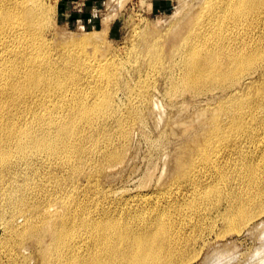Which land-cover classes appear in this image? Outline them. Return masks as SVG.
Wrapping results in <instances>:
<instances>
[{
  "label": "bare ground",
  "instance_id": "bare-ground-1",
  "mask_svg": "<svg viewBox=\"0 0 264 264\" xmlns=\"http://www.w3.org/2000/svg\"><path fill=\"white\" fill-rule=\"evenodd\" d=\"M200 2L171 43L172 74L178 73L180 82H210L195 92L225 91L212 115L217 130L227 131V141L218 142V133L210 131L176 158L175 185L155 193L154 200L147 193L137 195L134 204L119 200L113 215L40 207L38 219L28 222L30 235L48 230L37 251L40 264H186L193 256H186L187 249L218 222L220 236L264 211V0ZM47 12L44 0H0V172L41 150L64 152L66 161L70 155L78 158L72 174L83 172L88 150L93 149L88 159L99 164L97 149L84 143L92 139L85 135L91 125L104 117L103 99L85 104L67 83L75 76L59 72L76 59L46 43ZM231 33L236 36L229 40ZM147 62L160 68L161 51ZM106 64L93 61L96 68ZM72 101L74 106L63 105ZM64 109L62 120L48 119ZM114 153L104 148L102 157L111 160ZM11 231L23 236L17 228Z\"/></svg>",
  "mask_w": 264,
  "mask_h": 264
},
{
  "label": "rangeland",
  "instance_id": "rangeland-1",
  "mask_svg": "<svg viewBox=\"0 0 264 264\" xmlns=\"http://www.w3.org/2000/svg\"><path fill=\"white\" fill-rule=\"evenodd\" d=\"M199 2L44 0L48 8L46 43L59 52L67 49L76 59L59 72L75 76L67 83L85 104L103 99L100 115L104 117L86 133L82 128L83 134L92 135L84 146L97 149L94 157L99 164L88 159L93 149L88 150L83 172L72 174L78 158L70 155L66 161L64 152L51 155L41 150L28 160L19 157L14 169L0 172V264H40L37 251L45 246L48 230L30 235L33 232L28 227L30 220L38 219L40 207L51 204V208L60 206V213L69 208L70 213L113 215V206L119 200L134 204L142 193L153 195L154 200L155 193L161 195L163 189L175 185L172 172L176 158L210 131L218 133V142L227 141V131L217 130L216 116L212 115L225 91L211 88L195 92L210 82H180L178 73L172 74L176 68L169 51L171 43L178 39L184 20L197 10ZM235 36L231 33L228 38ZM157 50L164 59L160 68L147 62ZM97 58L107 64L97 69L93 66ZM65 104L74 106L75 101ZM65 111L52 112L48 119L57 123L65 117ZM253 130L260 131L261 127ZM104 148L114 151L115 157L104 159ZM220 226L218 222L213 231L187 249L186 256L193 258L186 264H249L252 251L264 248V211L239 230L217 236ZM11 227L22 231L23 236L12 232ZM76 232L85 234L84 230Z\"/></svg>",
  "mask_w": 264,
  "mask_h": 264
},
{
  "label": "clouds",
  "instance_id": "clouds-1",
  "mask_svg": "<svg viewBox=\"0 0 264 264\" xmlns=\"http://www.w3.org/2000/svg\"><path fill=\"white\" fill-rule=\"evenodd\" d=\"M220 264H226V262L220 261ZM249 264H264V248L258 247L252 251L249 257Z\"/></svg>",
  "mask_w": 264,
  "mask_h": 264
}]
</instances>
